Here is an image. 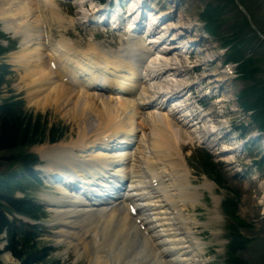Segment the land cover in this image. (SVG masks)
Instances as JSON below:
<instances>
[{
  "label": "bare ground",
  "instance_id": "6f19581e",
  "mask_svg": "<svg viewBox=\"0 0 264 264\" xmlns=\"http://www.w3.org/2000/svg\"><path fill=\"white\" fill-rule=\"evenodd\" d=\"M59 1L0 0L3 27L21 37L14 59L31 78L28 101L38 109L62 110L77 128L75 138L41 147L37 152L45 161L41 173L48 183L54 184L51 179L60 174L58 196H46L59 236L76 254L79 247L91 245L85 254L89 264H205V243L195 238L188 242L190 231L184 227L185 219L190 221V216L183 213L186 204L193 207L199 193L190 184L186 164L181 161L180 143H192L195 135H200L192 128L200 120L202 125L209 122L205 123L204 117L193 119L187 101L191 87L184 79L187 58H177L181 42L172 44L177 38L174 36L189 37L191 21L165 25L161 12L144 20L157 24L148 43L133 40L138 35L131 32L126 45L118 49L104 52L94 42L78 49L69 38H51L54 22L60 26L73 24V19H66L60 12ZM87 5L91 6V15L83 13L86 21L106 19L102 14H92L98 7L92 0ZM130 7L136 8L137 2ZM117 14V21L112 20L114 27L126 22L129 28L140 29V23H127ZM170 32L174 34L167 39ZM194 40L189 37L188 46L195 44ZM155 47L158 52L143 59L142 49L154 51ZM166 96L171 98L167 100ZM174 110L190 119L179 120ZM208 125L209 131L214 128ZM201 134L200 138L207 137ZM235 149L222 151V156L229 159ZM144 165H148L147 171ZM72 176L82 181L73 184L77 190L62 187L67 180L72 182ZM151 180L156 187L151 186ZM201 186L209 190L213 187L207 181ZM114 198L122 199V206L108 209ZM139 199L134 204L146 209L142 216L152 225L148 226L151 237L136 231L131 241L129 235L134 230L124 203ZM213 200L216 206L218 199ZM197 221L190 224L197 226ZM146 230L143 232L148 234ZM100 234L102 237L97 238ZM138 245L144 253L138 252Z\"/></svg>",
  "mask_w": 264,
  "mask_h": 264
},
{
  "label": "rangeland",
  "instance_id": "374dc122",
  "mask_svg": "<svg viewBox=\"0 0 264 264\" xmlns=\"http://www.w3.org/2000/svg\"><path fill=\"white\" fill-rule=\"evenodd\" d=\"M153 1L154 4L161 6L164 10H168L165 13L166 15L169 14L168 17H170H166L167 19L163 21L165 25L170 23L174 26L185 20H189L191 21V23H197L193 24L194 29L189 33V35L191 36L193 34L199 36L201 35L202 31L206 32L203 29V22L200 19V14L203 12L206 4H211V6H221L222 4H224V2L221 0ZM244 1L246 2L248 8H250V11L254 14L255 19L262 27L264 32V0ZM75 2H77V0H75ZM56 4L58 5L60 12L65 16L66 19H73V25L66 28L68 24L64 23L62 24V27H52V37L56 39L60 36H64L66 38H69V43L73 41L77 44L76 46L79 49H84L86 47L87 41H89V38H91L90 34L94 38L98 31L96 29L91 31L89 28H84L80 26L78 24L79 22L77 23V19L79 18L83 19L81 22L84 24L89 22L86 21L83 17H81L80 14L78 16L76 15V11L78 9L80 10V8H78L77 6H70L69 4L62 5L61 3L60 5L58 3ZM230 6L231 5H228V7ZM89 8H83L85 10H88L86 11V14L90 13ZM242 22L243 17L238 14L237 9H224L216 23V26L218 27V30L216 31L217 35L215 37L208 36L205 39L201 38L200 41L196 45H193L192 48L189 50L190 58L185 63V65L187 64V69H192L193 67H196L194 68L196 70L188 71V73L184 76V79L187 80L186 82L188 84H191V86L199 80L200 82L204 83L203 90L205 91L202 90L201 92H199L198 88L193 86V91L195 93L193 97L189 100L192 104V108L198 103L206 105V113L210 114V117L208 119H214V122L223 129L220 135L224 136V134H227L228 131H231L232 133L229 136H224L222 140H215L214 138L216 137V135H214V137L209 136L205 139L200 138L202 135L201 132L198 130V127L202 125L200 124V120V125H196V128H192V130L200 132V135H195V138H200L199 141L203 140L204 142H206L208 144V147L206 148L205 146H201L195 142L185 146H182L183 143H180L182 156L185 160L187 168L189 169V172L191 173L190 183L196 188H198L197 191L199 193L197 199L198 202L195 203L193 207L186 204V212H184L195 214L196 219L202 221L203 223V226H201V229L199 228L200 230L198 233L199 236H201L202 239L208 245L206 249V256L213 257L211 258L212 262H209L207 264H225V242H227L225 238L226 222L222 217L220 209L218 214L219 216H221V218L219 219L218 214H216L217 209H215V202L213 199H218V207H220V202L227 191L223 188L216 186L214 183L213 184L215 186L212 185L214 187H211L210 190L201 186L203 184L204 179H207L205 174L202 173V169H200V167L198 166L200 158L203 154L211 156L209 158L218 168V171L221 174L222 179L224 180L225 187L228 190L233 191L237 194V197L239 199L237 206L239 218L243 222L251 224V228H247L245 229V231H243V234L250 238V243L242 251V259L248 264H264V140L262 141V139H264V135L262 134L261 138L254 140V142L252 143L249 141L250 146H247L248 148L245 149L243 152H237V155L233 159L234 162L232 163L225 161L229 160L230 158L227 159L226 157L222 156L223 154L220 153V149H222V151H228V149L234 146L235 137H237L236 144L238 145L242 140L247 141V139L249 138L254 139L256 135V133L254 132H256L257 128L255 127V125H251V118H248V113L244 112L239 106V104L234 101L237 99L239 92L247 85H249L250 82L248 83L242 80L234 79L226 83L221 82L220 86H218L219 83L216 84L215 81H220V79L222 78L219 74V65L220 61L222 59L224 60L225 58H218L215 59V61L213 62H209L213 54H216V49L222 47L221 42L224 39L223 37H229V35H231V27H234L236 29V26H239V24H241ZM257 27L255 26V28ZM61 29L66 30L62 31ZM0 33H2L5 37H0L2 46L10 49L9 52L0 57V65L5 66L8 72V74L5 76V84H3V86L0 88V100L9 96L16 97L19 101H21L24 111L33 115L40 114L44 119V123L48 127H58L62 134L61 141H63V143L69 141L72 138H75L77 128L73 125L72 122L67 120L64 114L62 115V110L56 111L51 107L38 109L35 108L34 105L28 101L27 87H29L31 84V78L26 77V75L24 74L25 72L23 70V65L18 64L19 62L14 59V54L17 53L16 51L20 50L21 37L16 36L12 32L7 31L3 27V23L1 21ZM243 33L249 34L248 29L245 28L243 30ZM173 34L174 33L170 32L167 36V39L170 36H173ZM196 35H194L191 39L195 38L196 40L198 38ZM110 36L111 38H109ZM109 37H106L105 40H114L112 35H109ZM230 37L232 38V36ZM179 43L180 42H177L176 44ZM255 45L257 46V49L255 47V54H253L250 49H252V47H254ZM249 46L250 47L245 48V55L248 57L259 58V64L262 68L260 69L261 71L256 75V77L258 79L264 78V71L262 72L264 68V41L262 42V44H258L257 39H253L251 40ZM110 47L112 50L117 49L119 46H116V44H114ZM176 55L178 56L177 58L179 60H182V58H184V60L186 59V56H184L185 54L180 55L178 51H176ZM207 91L211 92V95L219 93L220 98L210 101V99L203 96ZM33 94L35 95L36 93ZM218 100H224L225 102L221 101L219 103ZM230 100L232 101V103L228 102ZM234 110L237 111L235 112ZM240 121L244 126L247 123L249 125V127L245 130V133H239L237 130H234V128L239 125ZM204 122L207 123V121ZM190 126H192V124L189 125V127ZM204 131L206 135V130ZM243 134L245 135V139H243L244 137H242L244 136ZM224 141L226 142V146L228 147L225 150L223 149L226 148V146L224 147ZM49 143L47 140H45V142L42 144L43 146L38 145L32 148H27V150L30 153L32 152V154H34L37 153L41 147H46V145H48ZM246 145H248V143ZM11 155V152H5L0 154V175L8 174L9 172L15 171L14 167H12L9 162V158ZM257 162L259 163L257 164ZM42 166L43 161H41L35 167L36 172H38L39 168ZM38 177V173H35L34 176L30 178L29 183H31L32 186H30L26 181L20 182L22 184L21 186H23V189L25 187L31 189L26 191L25 194L29 196L33 202L41 205L43 203V200L46 202L47 194L56 195V192L54 188L49 186L50 183H48L47 181L46 182L48 184L43 181V183L39 185L40 181H37ZM7 180H12L10 184H14L17 179H13V177H8L5 179V181ZM37 185H39V187H37ZM45 211L46 214L44 218L43 235L40 238L39 245L51 246L55 249L50 254L48 259L43 260L42 264H89L90 258H88L87 256H83L81 259L75 258V249L70 246L65 239L62 244H57L58 239L61 240V238H57V236L60 237L58 234H54V230L57 228L50 227L52 222H56L54 221V217L52 216L54 214L49 212L50 210ZM10 217L12 218V216ZM215 217L217 218L216 221L214 220ZM53 224L56 225V223ZM199 225L202 224L200 223ZM73 242L76 243L75 241ZM220 242H222V244ZM2 245L3 244L0 243V246ZM5 254H2L0 257V262L2 264H19L12 256L11 257L13 259H11L9 254Z\"/></svg>",
  "mask_w": 264,
  "mask_h": 264
},
{
  "label": "trees",
  "instance_id": "16d2710c",
  "mask_svg": "<svg viewBox=\"0 0 264 264\" xmlns=\"http://www.w3.org/2000/svg\"><path fill=\"white\" fill-rule=\"evenodd\" d=\"M221 1L224 2L221 6L206 4L203 12L200 14V19L204 23L205 30L215 37L218 30L216 23L224 9H237L238 14L243 17V22L239 26H236V29L231 27V35L223 37L221 46L228 48L225 53V59L238 63L237 72L239 79L244 82H250L249 85L239 92L238 101L244 109L252 111L254 123L264 132V78L258 79L256 77L262 67L259 64V58L245 55V48L250 47L251 40L257 39L258 44H262L263 41L250 28L246 17L237 8L234 0ZM238 1L249 13L255 26H258V31L263 34L262 27L246 5V2L244 0ZM228 5L231 6L228 7ZM245 28L248 29L249 34L243 33ZM255 47L257 49L256 45L250 49L253 54H255ZM5 52L6 49L0 46V56ZM2 81L3 76L0 78V85ZM61 137L62 134L58 127H48L41 115H33L24 111L20 101L9 98L0 104V154L11 152L12 155L9 158L11 165L18 164L28 169L29 166L35 163L34 156L27 153L29 146L43 143L45 140L54 142ZM199 164L210 179L224 189L226 188L222 176L208 157L202 156ZM228 195L222 204L223 211L228 219L229 245L227 263L248 264L240 256L250 240L243 235L241 229L251 227V225L243 222L236 215L238 197L235 192L228 190ZM4 201L7 206H3L0 203V234L4 229L7 232V244L4 250L10 251L20 264H42L46 249L44 251L37 250L34 237L30 236L28 232L15 227L14 224L9 223L5 217V210L36 217V209L31 208L26 201L15 203L8 198H4ZM1 254L2 250H0ZM0 264L2 263L0 262Z\"/></svg>",
  "mask_w": 264,
  "mask_h": 264
},
{
  "label": "water",
  "instance_id": "95a60500",
  "mask_svg": "<svg viewBox=\"0 0 264 264\" xmlns=\"http://www.w3.org/2000/svg\"><path fill=\"white\" fill-rule=\"evenodd\" d=\"M236 3L238 4L237 0ZM238 6L240 7V9H242V11L246 14L245 10L238 4ZM248 18V15H247ZM262 39L264 38L262 35L258 34Z\"/></svg>",
  "mask_w": 264,
  "mask_h": 264
}]
</instances>
